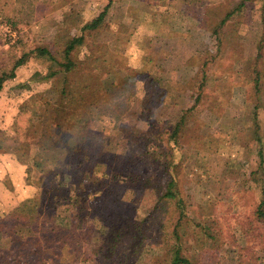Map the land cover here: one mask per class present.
Returning <instances> with one entry per match:
<instances>
[{
    "label": "rangeland",
    "instance_id": "1",
    "mask_svg": "<svg viewBox=\"0 0 264 264\" xmlns=\"http://www.w3.org/2000/svg\"><path fill=\"white\" fill-rule=\"evenodd\" d=\"M242 3L221 27V19ZM108 4L105 25L83 31ZM0 12V26L16 22L25 40L20 46V34L13 30L16 42H4L0 28V70L37 48L56 59L31 54L16 80L7 81L0 92V254L6 256L8 240L19 238L38 209L43 213L39 233L29 241L45 250L57 249L51 240L58 233L71 246V234L100 232L121 220L146 221L144 228L150 227V216L165 223L168 236L179 232L185 255L190 256L191 239L203 229L207 246L224 236L223 241L251 245L264 257L242 229L244 217L261 197L264 178V158L262 162L259 157L264 149V0H3ZM81 36L84 45L72 54L76 70L66 76L58 73L65 46ZM203 63L206 81L200 87ZM90 71L101 75L102 91L97 95L100 105L86 109L88 104L78 101L89 91L76 92L75 102L61 91L91 83ZM145 81L151 82L154 93H146ZM103 84L107 92L120 90V101L129 108L126 115L106 103ZM168 96L170 101L162 103ZM181 115L185 124L177 143L169 134ZM63 121L87 124L93 133L80 145L100 142L103 157L86 156L78 166L81 159L59 156L44 173L28 167L29 159L20 157L23 151L19 155L18 149L28 144L36 153L39 143H53L54 137L61 146L69 143L73 131H67ZM60 124L62 129L56 127ZM147 139L153 144L147 145ZM69 177L77 185L92 177L107 190L110 183L124 182L118 187L124 197L115 221L109 217L116 206L112 196L100 199L86 193L76 198L69 194ZM172 177L188 221L198 220L199 228L191 222L187 226L185 219L181 227L175 226L176 205L159 204L162 186ZM149 178L155 185L143 190ZM69 197L77 204L67 205ZM48 208L57 216L49 215ZM69 216L79 219L71 223ZM159 228L151 232L153 242L128 264H161L158 258L169 256L174 245L162 242ZM59 252L60 264H102L85 251ZM27 259L34 261L32 256Z\"/></svg>",
    "mask_w": 264,
    "mask_h": 264
},
{
    "label": "trees",
    "instance_id": "2",
    "mask_svg": "<svg viewBox=\"0 0 264 264\" xmlns=\"http://www.w3.org/2000/svg\"><path fill=\"white\" fill-rule=\"evenodd\" d=\"M110 4H108L104 11L98 16V18L94 19L90 23H87L85 26H83L82 30L86 31H95L99 29V27H102L105 25L106 17L109 11ZM244 7V3L240 4V6H237L234 8V11L225 15L221 19V27L224 26L227 21L231 19V15H233L235 12H238L239 9ZM7 23H10L13 30H17L20 34V42L19 45L25 46V40L23 39V34L21 33V29H19L16 22H10L7 21ZM218 29L214 31V35L217 36ZM2 38H0L1 40ZM84 37L81 36V38H72L69 40L67 45L64 49V60L63 62H58V65L61 67V72L58 73H64L65 76L67 74H71L73 71L77 68V63L73 60L72 54L73 52L79 48L83 47L84 45ZM4 41V40H2ZM5 42V41H4ZM7 44V43H4ZM15 49V48H13ZM221 50V47H220ZM218 52H220L218 50ZM33 53H36L37 56L40 57H46L49 58L52 61H56L54 55L50 51H48L45 48H37L35 50H30L29 52L25 53L23 56L16 58L15 60L11 61V67H8L6 65L4 68L0 70L1 76H0V92L2 91L4 84L7 81H13L17 78V70L22 67L26 61L29 59V56ZM213 57H217L216 55ZM104 60V58H102ZM105 61V60H104ZM205 63H203L200 66V69L202 71V78L200 87L203 86V84L206 81L205 78ZM91 75V83L86 84L84 87H71L70 92H68V87L63 88L61 91V95L68 98V96H72V100L75 102L76 98V92H83V91H89L86 96L83 97V99H79L78 103H87V108L96 107L98 105V99L97 95L99 90L102 91V85H100V74H95L94 72H89L87 74V80L89 81ZM259 76V75H257ZM67 81V80H65ZM118 86V83L116 82V79L113 82V86ZM146 86V93H154L155 89L152 86L151 82L145 81ZM169 86H166L168 88ZM103 90L104 84H103ZM120 90L116 89L113 90V92H107V98L106 103L110 105L117 113H119L120 116L126 115L128 113L129 108L124 105L120 101L119 96ZM163 94V93H162ZM160 94V97L163 95ZM80 97V94H77ZM110 95V96H108ZM201 96V95H200ZM196 100V103L199 102V97ZM170 101L169 96L168 99L165 101H161L162 103H168ZM102 102V100H101ZM105 102V100H104ZM100 105V104H99ZM98 105V106H99ZM60 121V118L56 117L55 123H58ZM64 122V125L67 129V131H73V136H71L69 143L65 144L63 143V146L59 145V140L55 139L53 140V143H39V147L37 148V152L33 153L30 151L29 145L26 144L25 150H22V148L18 149V153L20 155V152L22 154L20 157H23L25 159H29L28 163L30 168L37 169L40 173L46 172V166L50 162H54L58 159L59 156H68L71 159L79 158L81 161H79L78 166H80L83 163V160L86 156L89 157H96L101 158L103 157L104 151L103 147H100V142L94 140L95 143H93L90 147H86L83 145H80V143L86 138L88 134H92L93 132L90 130V128L86 125H83L82 123L74 122ZM185 124V116L181 115L179 120L177 121V124L175 125V129L169 134V138L175 140V142L178 143V137L182 131V126ZM59 129L63 128V125L60 124L59 126H56ZM33 135H36L33 133ZM260 140V138L258 139ZM153 144L152 141H149L147 139V145ZM155 144V143H154ZM134 147H138V145L134 144ZM157 147V145H156ZM137 154L140 153L138 149L136 148ZM86 154V155H85ZM145 154L141 152V156H144ZM136 157V156H135ZM259 157L261 158L263 162L264 158V149L261 147L259 150ZM22 159V158H21ZM22 161H24L22 159ZM25 162V161H24ZM31 165V166H30ZM76 173V172H75ZM74 173V174H75ZM132 177V175H130ZM68 181H71L70 183V189L69 194L74 193V197L81 198L82 195H85L88 193V196L90 193H94L95 196H99V198H105V197H113L112 200H114L116 206L113 209L112 213L109 215L110 218H113L114 215L117 213V209L121 202H123V199L120 197H124L122 193H120V189L125 183H110L108 184L109 187L102 188L101 183H99L98 180H94L92 177H89L88 182L85 184L77 185L75 181H72V179L69 177ZM71 179V180H70ZM155 185V180L152 178H149L148 180H145L144 183H142V189H148L153 188ZM157 185V184H156ZM177 181L175 178L166 179L165 183L163 184V188L165 187V190L163 191L160 199L159 204L163 203L164 201L173 202L177 210L179 211V218L174 223L175 226L181 227V222H184V219L186 220V225L188 226V222H191L193 224H196L198 228L201 226L199 225L198 220H190L189 214L187 212V207L185 204L184 199L181 197L180 192L177 187ZM114 187V188H113ZM119 187V188H118ZM143 190H139L142 192ZM247 190V189H246ZM114 192V193H113ZM106 195V196H105ZM86 196V195H85ZM75 199V198H74ZM119 199V200H116ZM67 205L73 206L77 203L73 202V198L69 197V199L66 200ZM40 208V206L38 207ZM68 208V207H67ZM159 208L155 210L158 211ZM47 212L49 215L57 216L53 212L54 210H51L48 208ZM43 213H40L38 209L28 218L26 221L24 227H23V233L19 236L18 239H11L8 240L7 243V252L6 256H3L2 253L0 254V264H28V262H31V264H60L59 261H57V257L60 256L59 250L61 252L65 249H69L70 251H74V254L82 253L85 251V253L89 254L90 257L96 258L97 260H100L102 264H115L116 261L122 263V264H128L137 260L139 258L141 251L144 249V247L147 244H151L153 241H150L151 239V232L156 231L157 228H159V232L157 233L160 238H162L163 243H169L172 242L174 247L173 250L169 251L168 257L163 260H157L156 263L161 264H264V257L260 256L251 248V245L247 247H241L237 246L235 243H230L228 240H224V236L220 238H213L211 245L207 246V240H206V233L203 229H201L200 234L197 235V239L192 237V241L190 242L189 246V254H184V249L182 245V236L179 235V232H173L170 236L165 233L164 230H166V225L164 222L159 220L157 217H147L146 219L148 222H150V227L144 228V223L146 221L138 222V221H131V220H121L118 223H113L115 220L112 219V223L110 226H104L103 230L100 232H94L93 230H90L85 235H77V234H71L70 235V242H72L71 246H67L65 242L66 236L64 234L58 233L54 237L56 240H51V243L56 242L57 243V249H43L42 246H40L38 243L33 244L29 241V238H34L38 235L39 231V223L40 218ZM70 221L75 222V220L79 219L78 216H69ZM209 218V216H206L204 220ZM242 229L244 231V234L251 240L252 244L255 243L259 245L261 252H264V178L263 183L261 185V197L254 208V210L250 211V213L244 217ZM210 221L207 222V225H209ZM206 225V226H207ZM161 232V234H160ZM187 236V234H184ZM200 235H202L200 237ZM189 239L188 237H185ZM156 239V238H155ZM86 243V245H84ZM201 244V245H200ZM29 256H32L33 260L27 259ZM55 256V259H52V257ZM47 257V258H46ZM34 262V263H33ZM50 262V263H49Z\"/></svg>",
    "mask_w": 264,
    "mask_h": 264
},
{
    "label": "built area",
    "instance_id": "3",
    "mask_svg": "<svg viewBox=\"0 0 264 264\" xmlns=\"http://www.w3.org/2000/svg\"><path fill=\"white\" fill-rule=\"evenodd\" d=\"M1 30H2V38L5 42H10L11 44L16 42V32L13 31V29L11 28V26L7 23H4L0 26Z\"/></svg>",
    "mask_w": 264,
    "mask_h": 264
},
{
    "label": "crops",
    "instance_id": "4",
    "mask_svg": "<svg viewBox=\"0 0 264 264\" xmlns=\"http://www.w3.org/2000/svg\"><path fill=\"white\" fill-rule=\"evenodd\" d=\"M0 1H3V0H0ZM0 14H1V12H0ZM193 18H194V16H193ZM164 84H165V82H164ZM166 84H167V83H166ZM166 84H165V85H166Z\"/></svg>",
    "mask_w": 264,
    "mask_h": 264
}]
</instances>
